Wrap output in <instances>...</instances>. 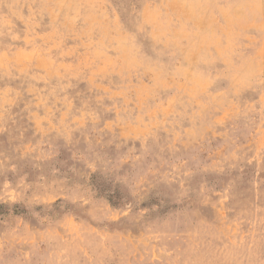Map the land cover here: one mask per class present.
Masks as SVG:
<instances>
[{"label": "rangeland", "instance_id": "374dc122", "mask_svg": "<svg viewBox=\"0 0 264 264\" xmlns=\"http://www.w3.org/2000/svg\"><path fill=\"white\" fill-rule=\"evenodd\" d=\"M0 264H264V0H0Z\"/></svg>", "mask_w": 264, "mask_h": 264}]
</instances>
